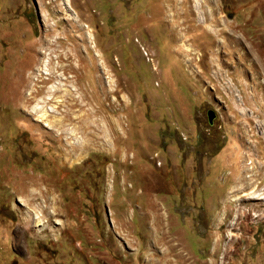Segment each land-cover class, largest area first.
<instances>
[{
  "label": "rangeland",
  "instance_id": "obj_1",
  "mask_svg": "<svg viewBox=\"0 0 264 264\" xmlns=\"http://www.w3.org/2000/svg\"><path fill=\"white\" fill-rule=\"evenodd\" d=\"M170 263L264 264V0H0V264Z\"/></svg>",
  "mask_w": 264,
  "mask_h": 264
},
{
  "label": "bare ground",
  "instance_id": "obj_2",
  "mask_svg": "<svg viewBox=\"0 0 264 264\" xmlns=\"http://www.w3.org/2000/svg\"><path fill=\"white\" fill-rule=\"evenodd\" d=\"M198 3H196V7L198 8V10H199V6L197 5ZM188 51V50H187ZM52 92L53 91H55L53 88H52V90H51ZM31 95V94H30ZM25 103H26V101H24ZM33 112H37V109L36 108H34V110H33ZM62 122V121H61ZM74 133V132H73ZM75 134V133H74ZM76 135V134H75ZM121 136V135H120ZM71 137H73L74 138V135H71ZM253 193V192H252ZM247 193H245V195H246ZM249 194V193H248ZM160 228L161 227H156V231L157 232H160L159 230H160ZM165 234V233H164ZM168 243V242H167ZM179 255V254H178ZM179 256H181V255H179ZM163 257H168L167 256V254H166V250L163 252ZM151 261V260H150ZM160 262V261H159ZM171 264V263H170ZM173 264V263H172Z\"/></svg>",
  "mask_w": 264,
  "mask_h": 264
},
{
  "label": "water",
  "instance_id": "obj_3",
  "mask_svg": "<svg viewBox=\"0 0 264 264\" xmlns=\"http://www.w3.org/2000/svg\"><path fill=\"white\" fill-rule=\"evenodd\" d=\"M215 119V112L213 110L209 111V121L211 124H213V121Z\"/></svg>",
  "mask_w": 264,
  "mask_h": 264
}]
</instances>
